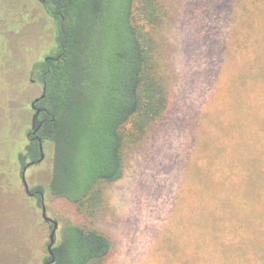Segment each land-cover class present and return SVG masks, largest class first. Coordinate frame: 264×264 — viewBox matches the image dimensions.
<instances>
[{
  "label": "rangeland",
  "instance_id": "rangeland-1",
  "mask_svg": "<svg viewBox=\"0 0 264 264\" xmlns=\"http://www.w3.org/2000/svg\"><path fill=\"white\" fill-rule=\"evenodd\" d=\"M158 1L166 59L145 28L168 83L167 112L135 149L125 146L123 175L100 185L99 212L91 217L50 194V142L45 162L27 169V183L43 190L46 213L58 222L56 241L65 222H89L110 236L103 264H186L193 253L197 264H249L259 249L241 252L240 241L262 244L264 236V1ZM54 38L38 0H0V264H42L47 255L50 226L24 192L18 162L30 102L41 93L32 68ZM234 168L237 188L229 183ZM224 206L232 211L217 216ZM215 209L213 220L207 212Z\"/></svg>",
  "mask_w": 264,
  "mask_h": 264
},
{
  "label": "trees",
  "instance_id": "trees-1",
  "mask_svg": "<svg viewBox=\"0 0 264 264\" xmlns=\"http://www.w3.org/2000/svg\"><path fill=\"white\" fill-rule=\"evenodd\" d=\"M43 7L54 23L55 45L32 74L44 87L36 104L42 109L37 135L52 145L46 188L94 217L100 185L123 175L125 146L135 149L167 112L168 83L155 67L154 42L145 28L157 34L166 59L165 14L158 0H45ZM128 122L132 129L126 132ZM39 155L38 142H29L21 159ZM235 175L229 183L237 188L242 179L236 169ZM227 208L233 207L224 206L217 216ZM217 212L207 215L214 220ZM243 242L239 251L256 246L260 252L248 263L264 264V236L262 244L246 242L245 248ZM111 246L110 236L91 223L65 222L52 247V264H103ZM194 255L186 264H197Z\"/></svg>",
  "mask_w": 264,
  "mask_h": 264
},
{
  "label": "flooded vegetation",
  "instance_id": "flooded-vegetation-1",
  "mask_svg": "<svg viewBox=\"0 0 264 264\" xmlns=\"http://www.w3.org/2000/svg\"><path fill=\"white\" fill-rule=\"evenodd\" d=\"M39 1V0H38ZM42 5H44V3L43 2H41V1H39ZM45 59V58H44ZM33 81V80H32ZM42 89H43V86L41 87V93H42ZM40 93V94H41ZM35 98V97H34ZM33 98V99H34ZM38 102V101H37ZM37 102L34 104V108H32L31 106H30V108H31V111H32V113H31V119H32V114L36 111V109L38 108L37 107ZM41 112V111H40ZM40 112H39V114H38V120H39V115H40ZM40 121V120H39ZM30 128H31V121H30ZM29 128V130H28V132H27V134H29V136H27V134H26V137H27V140H28V144H29V142H38V144H39V141L37 140L39 137H38V135H37V131L35 132V133H32V131H31V129ZM42 147L44 148V145H43V143H42ZM25 150H26V147H25ZM25 150H24V152H25ZM23 153V152H22ZM21 153V154H22ZM21 154H20V156H19V159H20V161L18 162V167H19V171H20V180H21V177H22V173H23V170H24V167L26 166V163L27 162H33L30 166H28V167H26V169H25V179H26V171H27V169H29L30 167H33V166H36V165H39V164H41V163H44L45 162V160H46V157H45V153H44V151H43V157H42V159L40 160V161H37V159H35V160H28V159H21ZM40 156V155H39ZM50 166H49V171H50V167H51V157H50ZM48 179H49V177H48ZM26 182H27V180H26ZM48 182V181H47ZM21 183H22V181H21ZM28 184V183H27ZM22 186H23V188H24V192L29 196V197H31V198H36L37 199V203H38V205L40 206V208H41V204H42V202H43V195H44V193H43V190L41 189V188H39V186H36V187H29V185H28V191H26L25 190V187H24V185L22 184ZM47 214V213H46ZM48 216V215H47ZM41 217H42V215H41ZM50 217V216H49ZM43 219V218H42ZM43 221L48 225V226H50V230H51V228H52V223L51 222H49V221H45L44 219H43ZM57 230H58V226H57V229H56V232H55V241H56V237H57ZM49 235V234H48ZM47 245V244H46ZM54 245V244H53ZM46 252H47V255L45 256V258H44V260H43V262H42V264H52V263H50V259H51V257H50V255L48 254V251H47V249H46Z\"/></svg>",
  "mask_w": 264,
  "mask_h": 264
},
{
  "label": "water",
  "instance_id": "water-1",
  "mask_svg": "<svg viewBox=\"0 0 264 264\" xmlns=\"http://www.w3.org/2000/svg\"><path fill=\"white\" fill-rule=\"evenodd\" d=\"M41 2H45V0H39ZM48 57H45V59H47ZM44 89V87H43ZM44 96V93H41L39 94L38 96H36L34 99H32V101L30 102V106L32 108H34V104L40 99V98H43ZM40 110H42L41 108H37L36 111L32 114V119H31V131L32 133H35L38 128L40 127V124L41 122L38 120V114L40 112ZM27 136H29V134H27ZM39 141V149H40V156L39 158L37 159V161H40L43 157V147H42V142H41V139L38 138L37 139ZM33 162H27L26 163V166L24 167V170H23V173H22V177H21V181H22V184L24 185L25 187V190L28 191V184L26 182V179H25V169L26 167L30 166ZM41 215H42V218L45 220V221H49L52 223V228L49 232V235H48V242H47V245H46V249L48 251V254L50 255L51 259H50V263L53 262V253H52V247H53V244L55 242V232H56V229H57V226H58V222L57 220L47 216L46 214V209H45V206H44V203L42 202L41 204Z\"/></svg>",
  "mask_w": 264,
  "mask_h": 264
}]
</instances>
